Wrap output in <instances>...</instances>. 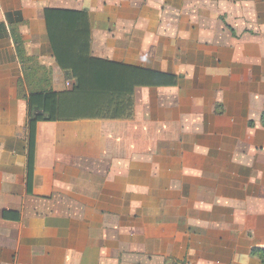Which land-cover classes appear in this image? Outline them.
<instances>
[{"label":"crops","instance_id":"crops-1","mask_svg":"<svg viewBox=\"0 0 264 264\" xmlns=\"http://www.w3.org/2000/svg\"><path fill=\"white\" fill-rule=\"evenodd\" d=\"M46 9L178 83L138 88L131 120L39 123L29 192V97L73 85ZM263 115L264 0H0V264H262Z\"/></svg>","mask_w":264,"mask_h":264},{"label":"trees","instance_id":"trees-1","mask_svg":"<svg viewBox=\"0 0 264 264\" xmlns=\"http://www.w3.org/2000/svg\"><path fill=\"white\" fill-rule=\"evenodd\" d=\"M44 14L53 56L73 85L63 92L51 91L49 85H45L29 97V192L33 186L39 123L131 120L135 115L134 95L138 88L175 87L178 83L174 75L92 57L91 25L87 13L46 9ZM19 56L22 58L23 54ZM31 62L32 71L38 73L37 62ZM262 124L264 126V115ZM253 255L264 264V249L253 250Z\"/></svg>","mask_w":264,"mask_h":264}]
</instances>
